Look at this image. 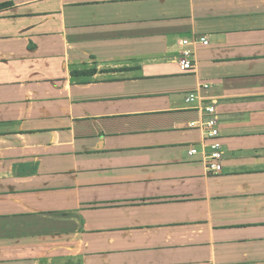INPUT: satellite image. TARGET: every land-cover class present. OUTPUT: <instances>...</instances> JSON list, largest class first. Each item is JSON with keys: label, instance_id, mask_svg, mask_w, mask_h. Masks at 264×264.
I'll return each mask as SVG.
<instances>
[{"label": "crops", "instance_id": "crops-1", "mask_svg": "<svg viewBox=\"0 0 264 264\" xmlns=\"http://www.w3.org/2000/svg\"><path fill=\"white\" fill-rule=\"evenodd\" d=\"M1 5L0 264H264V0Z\"/></svg>", "mask_w": 264, "mask_h": 264}, {"label": "built area", "instance_id": "built-area-1", "mask_svg": "<svg viewBox=\"0 0 264 264\" xmlns=\"http://www.w3.org/2000/svg\"><path fill=\"white\" fill-rule=\"evenodd\" d=\"M184 46H196L200 45L201 47H207L209 45V40L206 37L194 39V40H185L182 43ZM192 52L189 50L183 53V57L179 61L180 68L184 72H189L194 69V63L191 60ZM199 100L197 95L191 94L188 97V102H194ZM205 113L208 115V119L201 124V129L205 132V141L206 145L204 149H209V152L203 150L202 153L205 155V162L207 169L210 173L218 174L222 171V159L223 151L222 145L219 141L220 137V128L218 123V118L216 115L215 106H206L204 108ZM192 127H196L195 123H192ZM200 151L196 147L190 149V155H198Z\"/></svg>", "mask_w": 264, "mask_h": 264}, {"label": "trees", "instance_id": "trees-1", "mask_svg": "<svg viewBox=\"0 0 264 264\" xmlns=\"http://www.w3.org/2000/svg\"><path fill=\"white\" fill-rule=\"evenodd\" d=\"M7 5H1L0 8L6 7Z\"/></svg>", "mask_w": 264, "mask_h": 264}]
</instances>
